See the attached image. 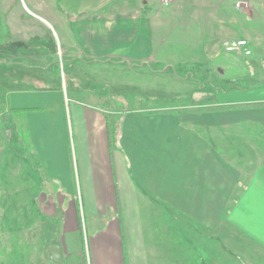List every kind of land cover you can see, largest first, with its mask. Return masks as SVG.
I'll use <instances>...</instances> for the list:
<instances>
[{"label":"crops","instance_id":"0c3cea01","mask_svg":"<svg viewBox=\"0 0 264 264\" xmlns=\"http://www.w3.org/2000/svg\"><path fill=\"white\" fill-rule=\"evenodd\" d=\"M22 1L42 7L51 18L34 15L44 34L19 29L33 44L19 40L17 56L4 48L2 64L8 58L34 63L52 58L53 49L36 43L52 29L73 66L150 70L162 77L152 83L153 93L166 91L158 88L166 76L196 87L170 102L165 99L171 96L157 94L156 100L164 99L157 102L161 108L124 110L115 109L120 106L111 96H96L112 103L107 110L101 102L70 100L48 85L6 91L2 115L25 111L30 142L21 147L32 154L27 177L18 180L19 226H29L33 215L46 236L45 256L50 245H59L63 264H87L78 234L80 201L89 217L91 264H150L146 238L156 229H174L185 237L193 233L198 245L209 234L215 264H264V106L203 110L264 104L262 5L241 16L251 28L243 35L248 47L228 52L220 46L228 39L220 36L223 31L216 35L204 28L202 0H178L179 31L171 29V8L159 0ZM192 5L199 8L194 25L188 20ZM25 12L20 9L22 17ZM172 34L193 35L196 42L177 48L165 41ZM250 45L262 54L257 60L246 54ZM136 75L125 83L138 85ZM175 100L180 103L170 106ZM156 214L162 215L158 225ZM21 242L22 256L37 247L35 241ZM1 247L0 240V252Z\"/></svg>","mask_w":264,"mask_h":264},{"label":"rangeland","instance_id":"374dc122","mask_svg":"<svg viewBox=\"0 0 264 264\" xmlns=\"http://www.w3.org/2000/svg\"><path fill=\"white\" fill-rule=\"evenodd\" d=\"M4 1H7V3L4 4ZM10 1L12 0H0V64L6 59L5 54H3L4 48H7L14 56H17L19 52V40L22 39L25 41L31 37L29 35L25 39L24 34L23 36L19 34V29H24L27 26L28 30H32L33 34L34 31L40 35L42 33L44 34L46 29L44 24L42 21L36 19L34 15L39 18L40 15L51 18L49 13H44V11L40 9L42 7H36L38 10L40 9V13H36V15L35 7L29 5L27 7L23 3L20 4V0H16L14 3L9 4ZM159 1L161 5L171 8V29H178L177 31H179L182 21L178 18V16H180L178 10L181 9V6H178V0H173L167 5L161 0ZM180 1H186L187 3L195 2V0ZM202 1L206 3V5L202 7V22L204 28H207V31L213 30L216 35H218V31H223V35L220 36L228 37L220 46L228 52H233L226 49V44L231 45L238 41H245L247 46L238 50L246 49L249 45V41L243 38V35H245L244 30H250L251 28L246 25L248 22H245V25H243L244 21H242L241 16L246 15L248 11H253V8H257L258 5L261 7V1L224 0L225 2H230L229 5L220 3V1L223 0ZM21 2L23 1L21 0ZM24 8L27 9V12H25V16L22 17L20 9L22 11ZM197 9L199 8L195 5L187 7L189 13L188 20L192 25H194L197 20V18H195V11ZM46 31H49L46 32V35L48 34L49 36L47 35L41 37L42 39H37L36 43L46 48L53 49L54 56L52 58L43 61L37 60L35 63L32 60H27V58L21 61L8 58L7 62L0 66V240L3 243L0 252V264H52L51 259L46 257V253L44 252L47 247V245H45L46 236L44 233L40 234V231L35 227L33 215V219L29 226H27L29 222L24 227L22 226V228L19 226L18 180L20 176L23 178L27 177L26 171L30 164V158L32 161V154L26 150V148L24 149L18 145L13 123L11 122V124L7 126L6 124H2L4 121H7V115H2L4 109H6L4 103H8L7 90L18 88L23 85H48L63 90L70 100L71 98H79L83 102L90 104H98L101 102L102 106L107 110L112 108L110 106L112 103L109 101H99L96 96H111V98H116L118 100L116 104L120 106L115 107V109L123 108L124 110L131 108H161V104L159 107L158 103L163 102V97H166L164 94L172 97L170 98L167 96L165 99L166 102H170L173 99H177L176 95L178 96L179 93L190 94L193 93L194 88H196L190 83L176 82L174 76H166V80L162 82L164 85L158 87L161 89L166 88V91L153 93L154 86H152V83L156 80V82H158L159 78L162 80V77H158L156 75L157 73L152 74L150 70L130 71L129 69H124L122 72L115 66L107 69L94 70L84 69L77 64L73 66L70 58L64 53L65 47L62 42L60 43L59 38L54 35L52 29ZM33 40L34 39H31L30 41V39H28L27 43L30 44ZM167 40L170 41L171 46L177 48L185 45H194L196 42L193 35L181 38L172 34L170 38L165 39V41ZM250 46L251 48L246 50V54L251 53L249 56H251L252 59L257 60V58L260 57L259 55L264 54V52L260 54L259 50H253L252 45ZM30 47H33V45ZM262 49L264 51V47ZM22 52H24V50ZM41 56L44 58L43 55ZM251 67L253 68V65ZM135 72L138 73V75H136L138 79L136 82L138 85L126 84L125 82H128V80L132 81V79H135ZM256 80H258V78L252 81ZM146 83L151 84V87H148ZM157 94L163 96L160 101L156 100L155 96ZM135 96H138L136 100H134ZM178 103L180 102L175 100L170 103V106L177 105ZM68 104L69 102L67 106ZM164 106L167 107L168 105ZM24 201L25 199L23 202ZM27 202L28 205L31 204L29 197H27ZM31 206H33V204H31ZM30 208L28 209L30 210ZM78 210V234L81 233L80 235L83 239L86 262L87 264H91L85 221L86 217L88 226L89 217L86 214L84 215L80 201ZM161 216V214L155 215V224L157 223L158 225V220L162 222ZM37 227L39 228V226ZM134 229L133 227L132 232ZM192 236H194L193 233ZM192 236H182L174 229H156L152 237L149 239L146 238V249L148 250L150 264H215L214 259L216 256L213 255V247L209 245L210 235H204L203 237H206L202 238L204 244L202 243L200 245H198V243L195 244V239H193ZM22 239H28L31 243H34V241L37 242V250H34L33 246L28 255L22 256L21 252L23 248L20 247V245L22 246L21 243H23L21 242ZM40 239H43V241H40Z\"/></svg>","mask_w":264,"mask_h":264},{"label":"trees","instance_id":"16d2710c","mask_svg":"<svg viewBox=\"0 0 264 264\" xmlns=\"http://www.w3.org/2000/svg\"><path fill=\"white\" fill-rule=\"evenodd\" d=\"M258 106H264V104H254V105H233V106H219L217 108H204L203 110H227L228 108H251V107H258ZM25 111L23 110H16V109H11L10 110V115L8 114L6 116V120H9L10 122L13 123V126L16 131V138H17V143L20 146H25L30 142V135L29 131L27 128V125L25 123ZM12 120V121H11ZM81 234V233H80Z\"/></svg>","mask_w":264,"mask_h":264},{"label":"water","instance_id":"95a60500","mask_svg":"<svg viewBox=\"0 0 264 264\" xmlns=\"http://www.w3.org/2000/svg\"><path fill=\"white\" fill-rule=\"evenodd\" d=\"M264 13V0H260ZM9 133V132H8ZM47 256L51 259L52 264H63L62 248L59 245H50L47 248Z\"/></svg>","mask_w":264,"mask_h":264},{"label":"built area","instance_id":"2783aa9c","mask_svg":"<svg viewBox=\"0 0 264 264\" xmlns=\"http://www.w3.org/2000/svg\"><path fill=\"white\" fill-rule=\"evenodd\" d=\"M161 1L165 5H167L170 2H172L173 0H161ZM246 46H247V43L245 41H238V42L232 43L231 45L226 44V49L229 50V51H235V50H238V49L246 47Z\"/></svg>","mask_w":264,"mask_h":264}]
</instances>
